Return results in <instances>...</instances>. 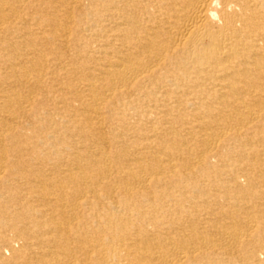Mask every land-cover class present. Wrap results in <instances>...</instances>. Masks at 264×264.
Segmentation results:
<instances>
[{
    "label": "bare ground",
    "instance_id": "6f19581e",
    "mask_svg": "<svg viewBox=\"0 0 264 264\" xmlns=\"http://www.w3.org/2000/svg\"><path fill=\"white\" fill-rule=\"evenodd\" d=\"M0 264H264V0H0Z\"/></svg>",
    "mask_w": 264,
    "mask_h": 264
}]
</instances>
